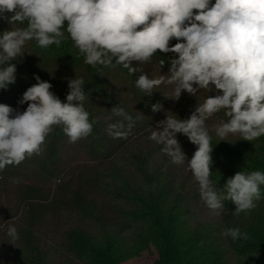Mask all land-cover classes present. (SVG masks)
<instances>
[{"label":"trees","instance_id":"obj_1","mask_svg":"<svg viewBox=\"0 0 264 264\" xmlns=\"http://www.w3.org/2000/svg\"><path fill=\"white\" fill-rule=\"evenodd\" d=\"M25 26L0 17V34ZM22 52L11 61L15 82L0 89V104L22 113L27 103L20 100L36 76L52 84L50 90L64 102L69 81L83 78V106L93 129L72 143L56 126L40 154L0 171V245L9 249L8 255H0V264H122L150 251L151 264H264V185L250 212L237 214L235 205L225 201L222 213L214 215L187 162L173 164L163 145L150 139L160 130L159 122L183 103L204 101L214 93L201 90L194 97L182 91L173 99L175 85L163 83L144 95L135 87L139 72L130 74L115 62L94 68L70 38L47 48L32 40ZM171 57L157 52L150 63L133 66L150 78H167ZM155 104L160 105L157 111ZM113 107L132 117L126 139L109 133V125L118 122L128 131L129 121L113 115ZM217 114L228 119L224 112ZM226 140L212 138L210 179L218 192L238 171L264 172V136L251 142ZM180 145L191 159L196 147ZM158 154L170 158L169 163H155ZM10 226L17 229L18 239L7 234ZM230 228H239L249 239L222 235Z\"/></svg>","mask_w":264,"mask_h":264},{"label":"clouds","instance_id":"obj_2","mask_svg":"<svg viewBox=\"0 0 264 264\" xmlns=\"http://www.w3.org/2000/svg\"><path fill=\"white\" fill-rule=\"evenodd\" d=\"M7 13L11 16L5 17ZM0 17L10 23L26 22L25 27L0 34V89L15 82L11 61L23 55L27 42L35 40L47 48L70 38L94 68L115 62L130 74L139 72L135 87L144 95L163 83L175 85L173 99H179L182 91L194 97L201 90L214 93L187 119L167 115L150 139L163 145L162 152L173 164L187 162L212 214L220 215L225 201L235 205L237 214L257 206L264 172L238 171L227 179L223 192L213 186V145L206 122L220 112L228 117L215 125L220 141L229 135L249 142L264 136V0H0ZM172 40L177 42L173 45ZM157 52L172 54L167 78H150L133 66L150 63ZM164 63L160 61V66ZM34 78L36 83L20 100L27 103L22 113L0 104V171L40 154L56 126L72 143L92 133L83 106L87 99L83 78L69 81L64 102L50 90L52 84ZM152 109L157 111L160 105ZM112 114L129 121L128 131L118 122L109 125V133L126 139L132 117L119 107H113ZM177 133L196 145L191 159L182 151ZM7 234L18 239L15 226ZM222 235L234 241L249 239L239 228Z\"/></svg>","mask_w":264,"mask_h":264},{"label":"rangeland","instance_id":"obj_3","mask_svg":"<svg viewBox=\"0 0 264 264\" xmlns=\"http://www.w3.org/2000/svg\"><path fill=\"white\" fill-rule=\"evenodd\" d=\"M201 103H203V101H201L199 99H192L186 103H183L174 114L180 119H187L190 116V114L195 110L196 105L201 104ZM217 115L218 114H216L215 116L210 118L206 122V124H207V127L210 131L212 138H216V139L220 140V137H218L215 134V125L221 120ZM237 137L238 136L229 135L227 138L234 139ZM176 139L178 140V142L180 144L190 142L185 135L180 134V133H177ZM192 145L193 146H191V147L194 148V150H195L196 145H194V144H192ZM129 151H127L123 154L124 157H126V156H128V154H130ZM154 161H155V163H159V164H162V163L167 164V163H169L170 158L164 159V157L162 155L158 154V155H155ZM11 198H13V197H11ZM8 251H9V249H7L4 245H0V255H8ZM153 255H154L153 251L152 252L151 251L150 252H143L139 257L128 259V260L124 261L122 264H151L152 259H153Z\"/></svg>","mask_w":264,"mask_h":264}]
</instances>
